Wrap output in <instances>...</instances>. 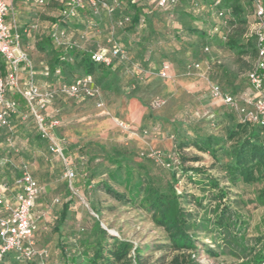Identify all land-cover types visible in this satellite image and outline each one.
<instances>
[{"label":"rangeland","instance_id":"obj_1","mask_svg":"<svg viewBox=\"0 0 264 264\" xmlns=\"http://www.w3.org/2000/svg\"><path fill=\"white\" fill-rule=\"evenodd\" d=\"M5 1L9 6L7 21L12 22L15 19L18 31L34 18L38 19L41 31L36 36L32 35L26 38L24 43L37 60L38 71H41V67L51 59V55L38 49V41L42 38L41 33L48 31L51 24L56 25L54 23L57 22L59 16L58 9L52 5L40 8L34 3H27L24 0ZM164 16L155 13L149 14L151 29L149 25L150 31L147 34L143 33L144 29H135L138 32L139 40L150 42L152 45L156 66H144L150 73L142 75L136 69L139 58L135 56L129 75L124 77L127 85H129L127 81L132 75H136L133 79L144 81L138 90L140 103L143 107H147V116L144 121L142 114L131 115L126 112L127 110L126 113H119V117L115 116L116 113H109L105 107L104 98L102 108H98L94 101L71 99L66 100L60 106L58 113L60 125L55 128L54 134L57 138L63 139L68 147L72 143L78 145L72 157L73 168L79 173L78 177L81 181V183L77 182L78 186H76L75 180L70 181L65 177L67 170L65 162L49 153L46 143L37 138L39 134L33 128L32 123L28 128L31 134L21 135L16 139L19 151L9 156L12 163L10 169H13L14 166L19 167L23 163L27 164L30 172L35 173L32 175L44 187L34 209V218L39 219L37 221L39 230L33 237L37 243L35 250L46 249L51 252L54 262L57 260L58 234L50 228L47 231L40 229L44 224L50 223L54 213L61 212L65 205H69L66 225L63 227L65 237L70 236L79 227H91L94 219L98 218L95 213L98 209L101 211L99 219L109 233L139 247L153 246L155 248L151 252L153 260L165 255V251L161 248L167 243L165 233L153 223L151 214L140 206L142 196L135 199L136 202H117L99 186L102 179L107 178L104 172L103 175L92 179L88 187L82 182V180L85 182L88 179V177H84L87 167L79 163V157L85 155L88 159L93 154H103L93 143H103L108 149L118 146L134 151L136 157L133 158V161L144 163L146 160L143 158L144 156H141L142 153L155 151L165 154L164 150L147 149V147L153 146L155 138L162 142L174 139L172 135L175 134L177 127L187 135L221 131L229 120L228 115L237 116L236 111L225 105L222 98L215 99L210 96L209 87L214 82L219 83L225 93L232 94L241 107L253 109L252 105L245 104V100L248 101L249 98L252 100L256 96L247 77L254 58L251 55L238 56L220 48L215 43L207 44L206 41L182 32L181 26L174 23L175 16H172V20H170L171 18L168 20ZM245 19L246 24L239 22L237 25L238 34H251L255 29L253 13L249 11ZM73 24L77 26L76 22ZM124 31L128 33L127 38L134 37L135 31L132 28ZM93 40L92 44L96 41L102 42L100 39L95 42ZM195 43H199V48L195 46ZM207 46L210 50L205 53L203 50ZM139 61L141 62V60ZM161 61L169 62L173 66L168 79H161L157 76ZM197 62L203 64L205 69L200 67L188 73L187 65ZM39 80L42 81V79ZM148 87L150 88L148 89ZM131 88L133 90V87ZM104 93L107 95L105 89ZM153 99H160L164 101V104L154 108L151 106ZM126 114L129 122L132 123L127 124V129L120 126L121 122L124 123L121 118H126ZM211 116L217 119V126H212ZM136 124L139 126H133ZM162 129L165 130V133L160 131ZM6 150L8 151L7 148ZM182 153L188 158L201 156L200 162L190 161L182 168H198L202 169L203 173L182 172L181 167L175 166V161H172V166L169 168H163L155 161V164L149 163V166L153 168L155 175L163 180L169 179L170 172L177 169L176 190L182 196L183 206L203 223V226L195 232L200 243L210 246L214 252L220 251L217 256H213L207 255L202 248L198 263L243 264L246 256L240 251V247H244L247 250L246 253H250L252 249L259 247L258 239L264 237V206H258L253 202V192L259 186L247 189L234 187L209 155L201 154L193 148L183 150ZM137 155L141 158L138 159ZM0 157L8 156L2 154ZM102 165H108L107 161L99 158L94 162L93 167L101 171L104 169ZM50 175L51 177H49ZM6 177L12 180L17 175L11 170ZM210 177L219 180L222 189H225L227 195L223 201L218 198L217 190L211 187ZM116 188L126 192L124 183ZM56 198H60L61 202L54 203ZM224 204L231 208L227 209V219L230 218L227 228L214 224L216 217L221 214ZM231 238L232 244L229 240Z\"/></svg>","mask_w":264,"mask_h":264},{"label":"trees","instance_id":"obj_2","mask_svg":"<svg viewBox=\"0 0 264 264\" xmlns=\"http://www.w3.org/2000/svg\"><path fill=\"white\" fill-rule=\"evenodd\" d=\"M108 1L112 2V0ZM121 1L123 2V8L118 9L114 15L126 14L128 9L126 15L131 17V21L124 29H127L128 26L133 31L140 28L144 29V33L146 32L145 34H147L151 29H149L150 19L149 16L144 15V9L133 5V3H130V6H126V2L124 0ZM215 1L181 0L175 7L164 9V11H156L155 13L165 15L164 18L168 20L170 18L172 20V16H175L174 23L181 26L182 32L206 41L207 44L215 43L220 48L238 56L251 55L254 58V65L258 58L257 36L254 32L244 35L243 33L238 34L236 31L239 22L246 24L245 18L248 12H254L252 2L250 0H221V4L215 6ZM48 5L56 7L58 11L60 9V3L55 0H47V3L42 7ZM217 11H222L224 17L219 18L215 14ZM142 16H144L143 22H141ZM37 20L34 18L29 24L24 25L25 27L21 30H29L33 23H37ZM79 20V22H76L77 26L73 23L64 25L60 22L59 15L57 22L54 24L60 25V27L73 33L74 38L81 41L80 49L65 52L63 48L55 46L50 38V29L53 24L49 26L48 31L41 33L42 38L38 41V49L48 52L51 55V59L41 71V82H43V85L37 82L38 74L35 69L36 83L39 87L55 89L61 84L73 83L78 78L92 75L95 85L102 88L104 81L110 77L112 65L118 59H115L110 66L98 63L92 59L93 53L99 47L108 46L110 26L104 29L100 22L96 23L90 17L88 12L81 13ZM216 21L218 23H215ZM135 33L137 32L135 31ZM34 34L35 32L23 34V45L25 48L27 47L24 43L26 38ZM136 36H138V33ZM83 37L84 39L81 40ZM93 37L96 40H102V42L93 40ZM115 39L128 54L127 61H118L131 66L134 61L130 51L122 45L117 34ZM92 40L96 42L92 44ZM195 46L199 48V43H195ZM62 57H64V60H62ZM136 69L142 75L150 73L148 69L138 62L136 63ZM58 71L60 72L58 73ZM137 82L135 80V83H133L132 94H135L134 92L139 89ZM104 88H107V86ZM229 95L232 96V94ZM132 96L131 94L129 95V97ZM154 100L151 101V106ZM236 116L228 115L229 120L225 123L226 125L217 133L201 132L187 135L179 127L175 128V136L172 135L174 137L172 151H165V154L155 151L142 153L141 156H144L143 158L146 160L144 163L133 161V158L136 157V154L133 153L134 151L118 146L108 149L103 143H93L103 153L102 155L93 154L88 159L85 155H81L84 160L79 157V163L87 167H85L87 171H85L84 177H88V179L85 182L82 180L83 183L87 184V187L91 184L92 179L103 175L104 172L107 178L102 179V183L99 186L117 202H136L135 199L142 196L139 203L140 206L151 214L153 223L165 233L167 243L161 247L165 251V255L153 260V255H151V252L155 249L153 246L139 247L128 240L109 233L99 219L101 211L98 209L95 211L98 218L94 219L91 227H79L70 236L65 237L63 227L66 225L69 212V205H65L61 212L54 213L53 220L50 223L44 224L40 229L47 231L50 228L58 234L57 260L54 262L51 252L48 251L49 258L45 264H199L198 258L201 256L202 248H204V252L207 255L217 256L220 251L214 252L210 246L200 243L195 233L203 226V223L198 221L183 206L182 196L176 190L178 183L176 177L177 169L170 172L169 179L163 180L155 175L149 163L155 164L156 162L163 168H169L172 166V161H175V166L182 168L187 162H200L202 160L201 156L188 158L182 153L183 150L193 148L201 154L209 155L214 164L220 167L232 186L247 189L258 185L259 188H255L253 192V202L258 206H264V125L248 120L244 121L237 111ZM210 120L212 126H217V119L214 116H211ZM29 124L26 126L27 130L30 131L28 129ZM33 128L38 131L34 124ZM17 137L19 136L16 133L13 134L12 145L9 144L5 135L0 137V155L6 154L8 156L6 158L0 157V185L4 184L10 188L9 197H12V194L18 191L16 182L20 177L23 166H14L13 169H10L12 163L9 156L19 151L16 143ZM37 138L46 143L48 149L47 140L43 139L40 134ZM75 147L76 144H73L70 147L66 145L65 148V157L71 166L74 165L73 160H71V153ZM137 156L138 159L141 158L139 155ZM99 158H103L108 164L102 165L104 169L101 171L93 167L94 162ZM11 170L17 175L12 180L6 177ZM188 171H193L196 174L203 173V170L198 168H182V172L187 173ZM78 175L79 173L75 170L73 181L75 180L76 186H78L77 182L79 181ZM209 181L212 184L211 187L217 190L218 198L223 201L227 193L225 189H222L220 181L211 177ZM79 182L81 183V181ZM123 183L126 192L116 188V186L123 185ZM68 191L70 192V189ZM53 202L60 203L61 201L60 198H56ZM227 209L231 208L229 205L224 204L221 214L214 221L215 225L222 228L228 227L230 218L227 219ZM39 217L41 218L42 216ZM35 221L38 226L37 221L39 219H35ZM229 240L230 244H232V238ZM258 244L259 247H255L250 253H246L247 250L244 247H240V251L246 256L243 264H264V237L258 239ZM41 250L43 249L39 251ZM169 257L171 259H168ZM42 262L43 260L38 255H35L31 261H27L20 258L16 253H8L3 259V264H41Z\"/></svg>","mask_w":264,"mask_h":264},{"label":"built area","instance_id":"obj_3","mask_svg":"<svg viewBox=\"0 0 264 264\" xmlns=\"http://www.w3.org/2000/svg\"><path fill=\"white\" fill-rule=\"evenodd\" d=\"M27 3H34L42 7L47 0H24ZM60 3L59 15L62 24L77 22L81 13L88 12L92 19L99 23V19L106 14L113 17L118 9H122L121 0H55ZM155 3L158 9L175 7L181 0H150ZM254 7L253 17L256 19L254 34L257 36L258 58L253 68L248 72V81L256 93L255 98H249L246 105H252L253 109L241 107L235 98L225 93L219 83L210 85V96L222 98L225 105L232 107L239 112L242 119L264 125V1L250 0ZM136 1L133 0L132 3ZM221 4V0L215 1V6ZM9 6L5 0H0V137L5 135L10 145L12 136L15 134L13 121L19 118L23 124L33 123L41 137L47 140L50 154L61 158L67 170L65 177L70 181L75 178V169L69 164L65 157L66 143L63 139L57 138L54 134L55 128L60 125L57 119H49L43 112L58 95H64L75 101L95 100L96 106H104L102 91L95 85L94 77L86 75L76 79L73 83L59 85L55 89L39 87L36 83V71L34 61L23 45V34L39 30V23H33L28 30L18 31L16 20L7 21ZM217 16L223 18L222 11H217ZM131 21V17L122 14L109 27L108 46L99 47L92 55V59L106 66L112 65L115 59L127 61L128 54L121 44L115 39L118 30L124 29ZM144 21L142 16L141 22ZM13 29V30H12ZM50 38L53 44L63 48L65 52L81 48V41L60 25H53L50 29ZM84 37L81 39L83 40ZM209 47L204 51L209 52ZM64 60V57H62ZM199 63H192L187 66V72L191 73L199 69ZM171 65L164 63L158 70L157 76L161 79L170 77ZM60 71H58L59 73ZM13 95L20 96L27 110H22L18 100ZM164 104V101L155 99L152 102L154 108ZM122 128L127 129L125 123H120ZM84 160V157H81ZM18 191L8 196L10 188L4 184L0 185V264H3L4 256L8 253H16L20 258L31 261L38 255L45 264L49 258L47 250H35L37 246L33 239L38 230L34 219V209L37 197L41 188L30 172L27 164H23L22 172L16 182Z\"/></svg>","mask_w":264,"mask_h":264},{"label":"crops","instance_id":"obj_4","mask_svg":"<svg viewBox=\"0 0 264 264\" xmlns=\"http://www.w3.org/2000/svg\"><path fill=\"white\" fill-rule=\"evenodd\" d=\"M124 1L126 2L125 3L126 6H130L131 5L130 3H132L133 0H124ZM135 1L136 2L133 3V5H136L139 8H143L145 16H149L150 13H155L156 11H164V9L156 8L155 7V3H153L150 0H135ZM127 12H128V9H127ZM127 12H126V14H127ZM103 15L104 16H102L99 19V22L101 23V26L104 29H107L122 14L121 15L117 14V15H114L113 17H108L106 14H103ZM37 23H39L38 20H37ZM127 25H129V24H127ZM128 28H129V26H128ZM150 28H151V26H150ZM124 30L125 29H120V30L117 31L116 34H117V37L121 40L122 45L127 47L128 50L130 51V54L133 55L131 57L132 58L135 57V56H136V58L138 57L139 58L138 59V63H140L143 67L144 66H150V65L156 66V62H155V59L153 57L154 50L152 49V45H150V42L139 40L138 36H136L137 33H138L137 31H136L137 33L133 34L134 37L127 38L126 36H128V33L125 32ZM40 31L41 30H40V26H39V30L36 31L34 35L36 36L37 33H39ZM141 32H143V31H141ZM71 34L73 35V33H71ZM26 49H27L28 53L31 55V57H32V59L34 61L35 69L37 70V74H38L37 75V82L39 84L43 85V82L39 81V79H41V77H42V75H41V71L42 70L38 71L37 60L35 59V57H33L31 52L29 51V48L26 47ZM139 60H141V62L143 64ZM164 63H169V62L161 61V63H159V67L158 68H160ZM197 63H199L201 65V69H203V70L205 69L203 64H201L200 62H197ZM169 64L171 65V71H170V74H171L173 66H172L171 63H169ZM44 67H45V65L42 66L41 68L43 69ZM130 69H131V66L127 65V63L125 64V63H122V62L116 60L113 63V65H112V68H111L112 72L110 74V77H108L104 81V83L102 84V88L100 87V89L102 91V95H104L103 98H104V101L106 103L105 107H106V109L108 110L109 113L110 112L116 113L115 116L119 117V115H118L119 113H121V112L123 113V112H125L127 110L126 112L127 113L129 112L131 115L132 114H135V115L136 114L137 115L142 114L143 115V121H144V118L147 116V107H143V105L140 103V97H139L140 94L138 93L139 89L136 92H134L135 94H132V88L131 87H133V83H135V80H136V79H133V77L136 76V75H134V76L132 75L131 78L128 77L129 81H127V82H129L130 86L125 84V81H124V77H127L129 75ZM206 69L208 70V66L206 67ZM142 82H144V81H138L137 85H139V87H140V85L142 86L143 85ZM105 86H107V88H104ZM150 87H148V89ZM104 89L107 91V95H105ZM209 90H210V87H209ZM130 94L133 95V96L129 97ZM10 96L12 98H14V99L19 101L22 110H24V111L27 110V106H26L24 100L20 96L13 95L12 93H10ZM68 99L69 98L64 96V95H58L52 101V103L46 108V110L44 111V114L46 116H48L49 118H51V119L59 120L58 119L59 118V116H58L59 114L58 113L60 112V106H62L63 103H65V101L68 100ZM82 101H84V100H82ZM88 101H94V103L96 105V101L95 100H88ZM51 110H53V112H50ZM125 117L126 118H121L123 120V122L126 125L127 124H129V125L132 124L131 122H129L127 114L125 115ZM27 124L28 123L23 125L22 123H20V120H18V118H15L14 121H13V126H14V131H15L16 135H18V136H21V135L28 136L30 134V131L27 130V126H26ZM133 126L136 127V126H139V124H136V125H133ZM160 131H163L165 133L164 129H162ZM154 135L156 136V134H154ZM172 138H174V137L172 136ZM73 142H75V141H73ZM73 144L74 143H72L71 145H73ZM77 146L78 145H76V147L72 149L71 160H72L73 154L75 152V149H77ZM173 146H174V139H172V140H168L167 139L164 142H162L160 140L159 141L156 140V138H155L153 146H148L147 149L155 148L156 150L158 149V150H164L166 152H170V151H172ZM32 174H35V173H33V171H32ZM49 177H51V175ZM35 180H37V179L35 178ZM38 183H39V181H38ZM39 185H40V188L42 190L44 188L43 185L40 184V183H39ZM40 194H41V191H40ZM38 201H39V198L37 199V202ZM37 202H36V205H37Z\"/></svg>","mask_w":264,"mask_h":264}]
</instances>
